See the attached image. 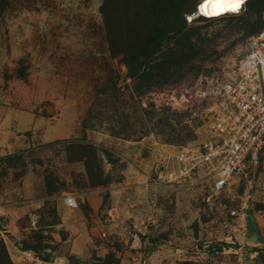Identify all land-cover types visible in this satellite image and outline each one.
<instances>
[{
	"label": "rangeland",
	"instance_id": "374dc122",
	"mask_svg": "<svg viewBox=\"0 0 264 264\" xmlns=\"http://www.w3.org/2000/svg\"><path fill=\"white\" fill-rule=\"evenodd\" d=\"M145 3L0 0V192L47 198L25 213L21 237L0 219L14 264L10 242L43 264H264V151L219 195L210 184L187 191L159 179L179 149L209 139L218 93L264 27L252 33L258 18L244 8L208 21L187 16L210 59L141 95L142 73L130 78L124 57L153 29ZM66 194L77 195V209L65 206ZM25 197L17 206L33 203Z\"/></svg>",
	"mask_w": 264,
	"mask_h": 264
},
{
	"label": "built area",
	"instance_id": "2783aa9c",
	"mask_svg": "<svg viewBox=\"0 0 264 264\" xmlns=\"http://www.w3.org/2000/svg\"><path fill=\"white\" fill-rule=\"evenodd\" d=\"M250 48L235 78L218 93L209 139L197 147L179 149L174 164L166 165L159 177L164 183L187 191L210 184L211 191L219 195L230 189L236 176L260 163L264 151V31ZM62 200L71 210L79 207L76 194L63 195ZM23 255L44 263L34 251Z\"/></svg>",
	"mask_w": 264,
	"mask_h": 264
},
{
	"label": "trees",
	"instance_id": "16d2710c",
	"mask_svg": "<svg viewBox=\"0 0 264 264\" xmlns=\"http://www.w3.org/2000/svg\"><path fill=\"white\" fill-rule=\"evenodd\" d=\"M197 2L198 0H194L192 8L187 9L184 8L183 0H146L145 5L153 16V21H151L153 29L144 38L138 36L132 42V47L125 52L124 57L130 78L142 73L140 79L147 87L140 93L141 95L154 87L180 82L187 74L193 71L199 72L202 64L210 59L208 40L199 34L197 27L188 26L187 16L196 15ZM202 2L203 0L200 1L198 7H201ZM244 9L249 17L258 18L250 29L252 33H259L264 27V23L261 21L264 0H247ZM103 14L107 28H110L112 22L106 8L103 9ZM201 15L198 14V17L193 18L191 22L208 21L213 18ZM109 34L110 37H114V33L109 32ZM144 59L153 60L154 64L148 68L142 62ZM84 148L82 147V149ZM261 158L262 156L260 160ZM86 165L90 174L91 166L88 163ZM98 179L101 183L107 182L104 180L103 174H100ZM0 264H14L1 235Z\"/></svg>",
	"mask_w": 264,
	"mask_h": 264
},
{
	"label": "crops",
	"instance_id": "0c3cea01",
	"mask_svg": "<svg viewBox=\"0 0 264 264\" xmlns=\"http://www.w3.org/2000/svg\"><path fill=\"white\" fill-rule=\"evenodd\" d=\"M2 151L3 150L1 149V152ZM28 176L29 175L24 177L23 182H25L26 184H27L28 179H29ZM1 192H0V219L3 221V223H5L4 227L9 229L8 231L5 230V232H12L16 237H21L24 235L22 233V228H24V230L30 229V228L24 226L23 216L25 215L26 212L41 208V206H43V203H41V201L43 202L47 198L46 197H43V198L37 197L38 194H36V193H38V192L34 191L33 189H31V191L25 193V195L21 194V193L16 194V192H14V194H13L11 192H8L5 189L1 190ZM17 195H21V197L26 196L25 198L31 197L30 199H25V200H26V202L29 201V202H33V203H30V204L28 203L24 207L17 206V204L22 203L21 200L18 201L17 199H15V197H17ZM16 241H18V238H16ZM10 243L12 245V248L14 249L13 253L16 254L15 255L16 260L18 261V262L17 261L16 262L19 263L21 260L20 255L25 250H21L18 248L19 246H21L20 243H17L16 245L13 242H10ZM38 264H40V263H38Z\"/></svg>",
	"mask_w": 264,
	"mask_h": 264
},
{
	"label": "snow or ice",
	"instance_id": "6c2138e0",
	"mask_svg": "<svg viewBox=\"0 0 264 264\" xmlns=\"http://www.w3.org/2000/svg\"><path fill=\"white\" fill-rule=\"evenodd\" d=\"M211 3L215 7V11L212 15H220L221 9L224 12H238L240 10L241 5L244 3V0H206V4ZM206 5H202L205 7ZM205 14H208L205 12Z\"/></svg>",
	"mask_w": 264,
	"mask_h": 264
},
{
	"label": "bare ground",
	"instance_id": "6f19581e",
	"mask_svg": "<svg viewBox=\"0 0 264 264\" xmlns=\"http://www.w3.org/2000/svg\"><path fill=\"white\" fill-rule=\"evenodd\" d=\"M245 3H247V0H244V3L241 5L240 7V12L241 10L244 8L245 6ZM202 5H206L205 7H202ZM201 7H199V13L202 14V15H206V16H210L211 18L212 17H218V16H224V15H229V13H232V12H224L222 9H221V14L220 15H212V13L216 10L214 5H212L211 3H208L206 4V0H203V2L201 3L200 5ZM235 12L233 14H236V13H240V12ZM205 12H207L208 14H205Z\"/></svg>",
	"mask_w": 264,
	"mask_h": 264
},
{
	"label": "clouds",
	"instance_id": "9594fccd",
	"mask_svg": "<svg viewBox=\"0 0 264 264\" xmlns=\"http://www.w3.org/2000/svg\"><path fill=\"white\" fill-rule=\"evenodd\" d=\"M240 12V11H239ZM199 15H201V14H199ZM202 16V15H201ZM205 17V16H204ZM214 18V17H213Z\"/></svg>",
	"mask_w": 264,
	"mask_h": 264
}]
</instances>
